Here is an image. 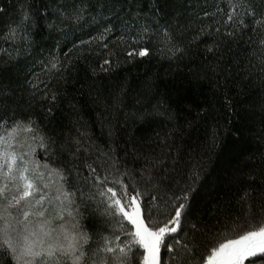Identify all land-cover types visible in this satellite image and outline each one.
<instances>
[{"label":"snow or ice","instance_id":"obj_1","mask_svg":"<svg viewBox=\"0 0 264 264\" xmlns=\"http://www.w3.org/2000/svg\"><path fill=\"white\" fill-rule=\"evenodd\" d=\"M85 3L64 0L55 8L45 3L37 15L39 19L54 15L47 24L50 30L62 25H102L97 36L80 40L79 45L73 43L78 52L93 43L99 45L119 27V44L124 45L128 63L158 54L179 66L203 57L215 60L212 71L216 72L222 68L221 61L229 58L247 75L258 69L264 85V0H228L227 6L217 0H184L187 7L177 8L171 17L160 7L161 0H151L147 11L142 6L144 0H96V5L87 0L89 7L102 10L96 15ZM0 13H5L3 7ZM36 26V18L27 11L15 27L8 26L4 38L14 42L15 55L5 50L8 60L0 67V75L10 71L9 63L32 47ZM63 34L67 38L71 33ZM103 47L109 56L114 54L107 43ZM65 58L64 62L59 57L50 58L47 72L55 70L64 78L63 73L70 71L72 64L69 53ZM115 67L119 62L114 64L106 57L98 69L92 68V75L109 73ZM35 80L39 83L25 77L33 90L32 101L39 93L42 101L56 105L59 94L50 83L39 76ZM122 92L114 97L115 107L123 104ZM8 99H0V129L6 133L0 135V256L7 258L6 264H163L162 250L169 256V264H264V202L258 206L257 217L253 203L256 189L245 190L240 197L246 205L248 227L238 226L240 231L234 229L233 235L225 234L210 250L200 252L195 235L199 229L190 219V201L198 194L196 185L203 164L190 169L182 186L181 181H175L177 188L167 199L159 197L168 209L167 218L153 219L156 204L142 209L144 193L136 183L128 182L132 174L122 168L115 147L98 144L81 118L73 122L74 134L48 132L33 112L17 116L15 109H9ZM163 104L158 101L153 106L157 114H163ZM71 107L75 110V105ZM29 108H33L32 103ZM202 111L207 115L206 109ZM52 114L53 107L49 106L44 118ZM167 115L173 118L171 112ZM217 141L214 127L202 150L217 148ZM37 149L43 150L50 161L41 163L36 158ZM151 163L155 167V160ZM173 179L171 175L148 172L144 183L159 188ZM248 179L255 182L256 176ZM165 187L171 190L170 184ZM157 199L151 197L152 202ZM177 233L185 237L191 233V237L181 239L174 235Z\"/></svg>","mask_w":264,"mask_h":264},{"label":"trees","instance_id":"obj_2","mask_svg":"<svg viewBox=\"0 0 264 264\" xmlns=\"http://www.w3.org/2000/svg\"><path fill=\"white\" fill-rule=\"evenodd\" d=\"M63 2L0 0V7L5 9V13H0V67L8 60L5 50L15 55L14 42L4 38L8 26L15 27L25 11L37 20L31 36L32 47L9 63L10 71L0 75V99L7 96L9 109H15L17 116L33 112L34 118L48 132L74 134L73 122L81 118L98 144L115 147L122 168L132 174L128 182L136 183L144 193L142 209L156 204L152 208L153 219L163 221L167 218L168 209L159 197L167 199L177 188L175 181H181L182 186L190 169L198 163L203 164L204 171L196 185L198 194L190 201L193 210L190 219L199 229L195 235L200 252L210 250L225 234L233 235L234 229L240 231L238 226L247 228L246 205L240 197L245 190L256 189L253 203L257 217L258 206L264 202V195H261L264 190V85L258 69L247 75L226 58L221 61L222 68L213 72L215 60L196 57L194 63L185 61L177 66L158 54L128 63L124 45L119 44V27L99 45L93 43L78 52L73 43L79 45L80 40L97 36L102 25H85L83 28L62 25L56 30L48 29L47 24L54 15L39 19L37 10H43L45 3L55 8ZM150 2L144 0L145 11ZM217 2L227 6L228 0ZM91 3L96 5V0ZM85 7H89L87 0ZM160 7L171 17L176 15L177 8L187 5L184 0H161ZM89 11L96 15L102 10L97 6L89 7ZM113 23L119 24L115 20ZM64 31L71 34L65 38ZM103 43H107L113 55L109 56ZM65 53H69L72 61L71 70L63 73L64 78H60L55 70L48 73L50 65L46 66V62L52 57H59L64 62ZM106 57L114 64L119 62V67L93 76L92 68L98 69ZM36 76L50 83L59 94L56 105L42 101L39 93L32 101L33 90L25 77L39 83ZM40 88L43 89V84ZM122 89L123 104L115 107L114 97L121 94ZM228 100H231L230 105ZM158 101L164 102L163 114H157L153 108ZM30 103L33 108H29ZM71 105H75V110ZM49 106L53 107V114L45 119V110ZM204 109L207 115L203 113ZM167 112H171L173 118L170 119ZM214 127L218 130L219 146L204 152L202 146L209 140ZM0 135H6L3 129H0ZM36 158L41 163L46 159L50 161L41 149H37ZM153 160L155 167L151 163ZM148 172L171 175L174 179L155 188L144 183ZM250 175L256 176L255 182L248 179ZM169 184L171 190L165 187ZM153 195L158 197L155 202L151 200ZM85 223L89 224V221ZM184 231H189L188 226H184ZM174 235L181 239L191 237V233L188 237L184 233ZM6 259L0 256V264H6ZM162 260L163 264H169V256L164 250Z\"/></svg>","mask_w":264,"mask_h":264}]
</instances>
